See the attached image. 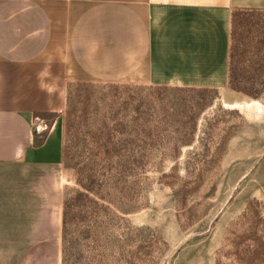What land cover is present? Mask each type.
<instances>
[{"label": "rangeland", "instance_id": "obj_1", "mask_svg": "<svg viewBox=\"0 0 264 264\" xmlns=\"http://www.w3.org/2000/svg\"><path fill=\"white\" fill-rule=\"evenodd\" d=\"M61 95V264H246L231 240L264 215V9H233L222 85L78 69Z\"/></svg>", "mask_w": 264, "mask_h": 264}, {"label": "crops", "instance_id": "obj_2", "mask_svg": "<svg viewBox=\"0 0 264 264\" xmlns=\"http://www.w3.org/2000/svg\"><path fill=\"white\" fill-rule=\"evenodd\" d=\"M235 8L264 0H0V264H61L67 70L222 85Z\"/></svg>", "mask_w": 264, "mask_h": 264}, {"label": "trees", "instance_id": "obj_3", "mask_svg": "<svg viewBox=\"0 0 264 264\" xmlns=\"http://www.w3.org/2000/svg\"><path fill=\"white\" fill-rule=\"evenodd\" d=\"M80 194H83V192H80ZM67 211L68 202L63 199V230L66 226ZM246 214L247 216L251 215L248 212ZM256 223L262 225V227L259 228L256 224H252L247 230L231 240V245L237 248V253L239 252L244 256L246 264H264V215L259 216Z\"/></svg>", "mask_w": 264, "mask_h": 264}]
</instances>
